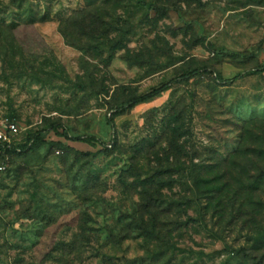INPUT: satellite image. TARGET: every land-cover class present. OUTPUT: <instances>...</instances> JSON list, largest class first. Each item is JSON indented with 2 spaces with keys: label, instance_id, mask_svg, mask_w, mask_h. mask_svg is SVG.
<instances>
[{
  "label": "rangeland",
  "instance_id": "rangeland-1",
  "mask_svg": "<svg viewBox=\"0 0 264 264\" xmlns=\"http://www.w3.org/2000/svg\"><path fill=\"white\" fill-rule=\"evenodd\" d=\"M139 1L0 0V264H264V0Z\"/></svg>",
  "mask_w": 264,
  "mask_h": 264
},
{
  "label": "trees",
  "instance_id": "trees-1",
  "mask_svg": "<svg viewBox=\"0 0 264 264\" xmlns=\"http://www.w3.org/2000/svg\"><path fill=\"white\" fill-rule=\"evenodd\" d=\"M139 5L145 9H148V10H159L157 7H155L152 4L145 2L144 0H140ZM213 74H214V72L210 71L206 67L197 68V69H195L191 72L185 73V74H183V75H181V76H179V77H177V78H175V79H173L167 83H164V84L158 86L157 88L152 89L150 92H148L144 95L135 96V97L117 105L114 108L111 117H109L108 123L110 124L112 129L115 130V128H116L115 118L125 115L128 111L134 109L135 107H137L140 104L147 103V102L159 97L163 93L170 90L172 88V86H174L176 84H179L182 82H189L192 78L200 76V75H213ZM262 74H264V66L255 68V69L246 73V75H250V76H259ZM243 77H244V75H239V76H236V77L231 78V79H224L222 76L217 75L216 80L220 84L232 85L233 83L242 79ZM59 130H60V127L58 125H55L54 126L55 134L60 136V137L65 138L67 140L79 142V143H85V144H89V145L99 144L102 147H104V149L107 148V145L104 144L103 142H101L100 140H98L96 137L91 136V137H75L74 138V137L70 136V134L67 130H63L62 132H60ZM44 142H45L44 134L42 132H38V133L30 134L27 137L26 142L23 145H21L20 147H13V146L5 145V146H0V148L5 153H8V154H20V153H23L25 151L33 150L34 148L43 144Z\"/></svg>",
  "mask_w": 264,
  "mask_h": 264
},
{
  "label": "built area",
  "instance_id": "built-area-1",
  "mask_svg": "<svg viewBox=\"0 0 264 264\" xmlns=\"http://www.w3.org/2000/svg\"><path fill=\"white\" fill-rule=\"evenodd\" d=\"M15 131H16V125L15 124H8L7 125L6 132L13 133ZM6 132L0 133V143H2V144L10 143L9 135H7ZM4 170H5V166H3V165L0 166V173Z\"/></svg>",
  "mask_w": 264,
  "mask_h": 264
}]
</instances>
